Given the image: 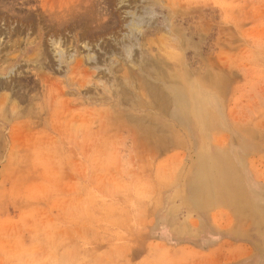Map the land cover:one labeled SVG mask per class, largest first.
I'll return each instance as SVG.
<instances>
[{"label":"rangeland","instance_id":"rangeland-1","mask_svg":"<svg viewBox=\"0 0 264 264\" xmlns=\"http://www.w3.org/2000/svg\"><path fill=\"white\" fill-rule=\"evenodd\" d=\"M0 108V264H264V0H0Z\"/></svg>","mask_w":264,"mask_h":264},{"label":"bare ground","instance_id":"bare-ground-1","mask_svg":"<svg viewBox=\"0 0 264 264\" xmlns=\"http://www.w3.org/2000/svg\"><path fill=\"white\" fill-rule=\"evenodd\" d=\"M63 21H61V20H59L58 22H57V26H59V28H58V35L60 34V33H62V32H64V31H66V30H68V31H70L71 32V30H74L77 26L76 25H80V24H77L76 23V21H72L70 24H68V26L67 25H65L66 23H62ZM53 26H55V25H53ZM55 29H56V27H55ZM72 34V33H71ZM32 51H35V50H33L32 49ZM60 53V52H59ZM127 76V75H126ZM2 110V108H0V111ZM16 110V106L15 105H13V107H12V111H15Z\"/></svg>","mask_w":264,"mask_h":264}]
</instances>
